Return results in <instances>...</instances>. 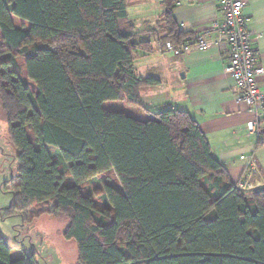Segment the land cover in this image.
<instances>
[{"label":"trees","instance_id":"obj_1","mask_svg":"<svg viewBox=\"0 0 264 264\" xmlns=\"http://www.w3.org/2000/svg\"><path fill=\"white\" fill-rule=\"evenodd\" d=\"M175 2L161 0L162 24L178 45L191 34ZM141 34L126 0H0V107L18 163L4 214L52 203L79 264H264V187L233 183L187 111L143 104L158 80L136 73L154 50ZM104 173L121 191L88 193ZM0 264L37 262L0 237Z\"/></svg>","mask_w":264,"mask_h":264},{"label":"crops","instance_id":"obj_2","mask_svg":"<svg viewBox=\"0 0 264 264\" xmlns=\"http://www.w3.org/2000/svg\"><path fill=\"white\" fill-rule=\"evenodd\" d=\"M126 1L128 18L142 33L140 39L154 48L139 52L134 62L138 76L158 80L141 89L143 104L154 111H187L233 183L244 190L264 187V112L255 114L237 100L238 89L225 71L227 51L211 45L174 56L165 49V42L171 40L162 24L161 0ZM243 2L247 27L264 65V0ZM173 16L181 31L196 34L206 30L220 12L217 0H176ZM258 82L264 91V74ZM249 122H256L255 132L248 130Z\"/></svg>","mask_w":264,"mask_h":264},{"label":"rangeland","instance_id":"obj_3","mask_svg":"<svg viewBox=\"0 0 264 264\" xmlns=\"http://www.w3.org/2000/svg\"><path fill=\"white\" fill-rule=\"evenodd\" d=\"M18 61L20 65L23 64V59ZM30 88L34 90L31 84ZM7 131L8 123L0 107V237L8 245H18L29 254L34 253L37 264H79L75 241L62 237L68 219L47 213L51 209L49 202L30 208L25 219L19 214H4L12 201V195L4 189V183L17 175L18 168ZM51 153L59 163L61 173L66 176L69 164L61 159L57 149H51ZM103 182L121 191L114 173L99 175L85 186V190L94 196L95 188L102 189Z\"/></svg>","mask_w":264,"mask_h":264},{"label":"built area","instance_id":"obj_4","mask_svg":"<svg viewBox=\"0 0 264 264\" xmlns=\"http://www.w3.org/2000/svg\"><path fill=\"white\" fill-rule=\"evenodd\" d=\"M220 17L211 22L201 33L191 34L178 45L165 42V49L174 56L211 45L223 47L228 54L225 71L231 75L238 89L237 100L245 102L251 112H264V91L258 79L264 74V65L253 45L247 27L248 17L243 12V0H217ZM256 122L248 123V130L255 132Z\"/></svg>","mask_w":264,"mask_h":264}]
</instances>
